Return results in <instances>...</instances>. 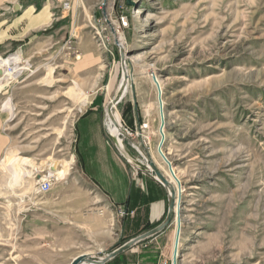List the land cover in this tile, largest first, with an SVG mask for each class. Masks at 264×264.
<instances>
[{"label": "rangeland", "instance_id": "374dc122", "mask_svg": "<svg viewBox=\"0 0 264 264\" xmlns=\"http://www.w3.org/2000/svg\"><path fill=\"white\" fill-rule=\"evenodd\" d=\"M104 2L91 12L80 4L78 54L63 49L68 35L22 49L17 43L0 44V59L19 57L30 65L0 94V136L8 139L0 159V264H71L80 254L103 258L149 232L128 230L124 221L132 216L117 211V243L116 221L102 246L75 224L56 225L63 229L60 241L51 232L38 238L35 233L42 220L51 224L57 202L38 193L34 175L40 178L44 165L60 162L65 169L51 192L89 190L80 179L75 129L87 103L101 96L109 105L122 82L120 47L110 24L125 46L129 76L126 96L113 109L115 118L124 133L126 112L132 114L129 120L139 112L155 118L151 128L147 118L138 134H126L125 148L143 160L140 148L170 179L158 152L155 76L166 119L163 152L180 176L182 192L178 215L158 238L106 264H173L178 221L177 264H264V0ZM121 16L129 23L125 29H118ZM8 99L12 107L5 108ZM12 155L31 159L37 170L30 168L32 175L24 180L12 178L17 171Z\"/></svg>", "mask_w": 264, "mask_h": 264}, {"label": "crops", "instance_id": "0c3cea01", "mask_svg": "<svg viewBox=\"0 0 264 264\" xmlns=\"http://www.w3.org/2000/svg\"><path fill=\"white\" fill-rule=\"evenodd\" d=\"M63 1L0 0V44L8 47L17 43L18 48L22 49L39 42V39L46 38L47 41H52L58 34L69 36L77 33L80 28L77 27L80 4L91 12L102 2V0H82L80 3L73 1L70 13L56 12L53 5L58 3L61 6ZM87 56H92L91 61L98 60L94 54H86L84 57L88 58ZM87 105H90L89 109L76 124L75 155L84 173L80 179L89 185V190L44 194H50L57 202L51 208L55 213L51 216V224L47 223L45 226V220H42L41 229L36 226L37 238L40 237L39 233L44 235L45 232H51L53 237L60 241L63 229L56 225L75 224L84 228L94 239V243L99 240L98 245L102 246L108 241L109 226L115 221L117 229L114 242L119 241V214L116 213L119 212V208L134 213L124 221L126 228L131 231L141 232L147 225L154 226L155 229L167 216L168 192L165 187L150 175L133 168L119 152L109 134L105 111L108 103L105 104L100 96L95 97ZM151 116L155 122L153 114L137 113L133 118L134 126L140 127L149 118L150 127ZM5 122L7 119L4 126ZM6 137L0 138V159L6 149L5 143L8 140ZM63 210H67L68 214L63 213Z\"/></svg>", "mask_w": 264, "mask_h": 264}, {"label": "water", "instance_id": "95a60500", "mask_svg": "<svg viewBox=\"0 0 264 264\" xmlns=\"http://www.w3.org/2000/svg\"><path fill=\"white\" fill-rule=\"evenodd\" d=\"M105 3H106V0L104 2V6H105ZM103 15L107 19V13H106L105 9L103 11ZM107 22H108V20H107ZM110 27H111V32L114 35L115 43L117 46L120 47V54H121L120 57H121L123 81L119 87L117 95L112 99V101L109 103V105L106 108V116L109 120H111L114 123V125L116 127L118 126V128L121 132L120 133L121 143L119 142L118 138H116L114 135H112L111 132H110V135L113 138L115 145L118 148V150L120 151V153L125 157V159L131 165L133 164L134 166L138 167L144 173L151 175L152 177H154V179L157 182H159L161 185H163L165 187V189L168 192V212H167V216H166L164 222L161 225H159L155 229L131 240L129 243L125 244L120 249L112 252L108 256L101 258V257H96L94 255L82 254V255H79L78 257H76L75 259H73L71 264H106V263H108L109 261H111V260L117 258L118 256L122 255L123 253L130 251L138 243H140L142 241H146L148 239L154 238L155 236L162 234L164 232V230L167 229L172 222V219L175 215L176 204H178V207L180 206L179 200H180V196H181V184L179 183L178 188L175 189V187L171 183L172 180L171 179L169 180L156 167V165L154 163L148 161L144 152L141 151L140 148H138V151H139L140 155L143 157V160H139V159L131 156L129 151L125 148L124 142L128 136L126 135V133L123 132L119 123H117V121L115 119V115L113 113V109L123 101V99L125 98L126 93L128 91V88H129V82H128L129 77L127 74L128 71H127V66H126L127 52H126L125 46L121 42H119V40L117 39V34H116V32H115V30L111 24H110ZM153 81H154V84L156 85V88H157V91L159 94L158 103H159V108H160V119H161V125L159 128V134H160L161 139H160V142L158 145V152L163 157L165 162L167 163L171 178H173L176 181V179H175L176 177H174V172H173V165L168 160V158L166 157V155L163 152V146H164L165 141H166V135L164 132V130H165V114H164V104H163V100H162V90H161V86L159 84L157 77L153 76ZM119 143L121 144L122 149L120 148ZM180 238H181V224H180V221H178L175 247H174V251H173V264H177V257H178L177 252H178Z\"/></svg>", "mask_w": 264, "mask_h": 264}, {"label": "bare ground", "instance_id": "6f19581e", "mask_svg": "<svg viewBox=\"0 0 264 264\" xmlns=\"http://www.w3.org/2000/svg\"><path fill=\"white\" fill-rule=\"evenodd\" d=\"M106 19V17H105ZM107 20V19H106ZM109 22V21H108ZM117 34V33H116ZM118 39L119 41L123 44L122 40L119 38L118 36ZM124 45V44H123ZM19 57L18 58H15V57H10L8 59H0V94L2 93V91L9 85L11 84L12 82H14L18 77L19 75L21 74V69L20 68H17L16 65H19ZM2 71H4L2 73ZM129 77V76H128ZM123 81V79H122ZM129 81V79H128ZM159 81V80H158ZM122 84V82H121ZM120 84V85H121ZM160 84V82H159ZM161 86V85H160ZM162 90V89H161ZM158 99H159V94H158ZM11 99H8L5 103H4V107H12V103L10 101ZM81 102H82V105L85 106L86 103H87V100L86 98H83V101L81 99ZM164 104V103H163ZM160 109V108H159ZM11 110V108H10ZM116 119V118H115ZM109 120V119H108ZM117 121V119H116ZM118 123V122H117ZM165 124H166V119H165ZM109 130L111 131L112 135H114L116 138L119 139V142L121 143V137H120V130L118 128V126L116 127L114 125V123L109 120ZM119 143V144H120ZM120 148L122 149V146L121 144L119 145ZM160 155V154H159ZM161 156V155H160ZM15 157H17V155H12L10 157V160L12 161V163L14 164L15 166V169L17 171H15L13 174H12V178L13 177H18L20 180H24L26 177H29L31 176V171H30V168H34V170H37L36 166L33 164L32 160L29 159V158H23V159H15ZM147 157V156H146ZM162 157V156H161ZM148 159V157H147ZM163 159V157H162ZM164 160V159H163ZM148 161L152 162L151 160L148 159ZM165 161V160H164ZM153 163V162H152ZM166 163V162H165ZM155 164V163H154ZM167 164V163H166ZM157 167V166H156ZM43 169H40L38 170L39 172H43V174L41 175L42 178L48 176V175H51V174H54L56 177L60 178L61 175H64L65 174V169L62 167L61 163L60 162H55L54 161L50 164H46L42 167ZM169 169V168H168ZM173 172H174V177H176V181L171 178L170 176V171H169V178L172 180L171 183L173 184V186L175 187V189L178 188V184L180 183L181 184V180H180V176L177 174V172L174 170L173 168ZM169 179V180H170ZM12 185L14 186L13 182H12ZM182 186V184H181ZM183 189V188H182ZM182 192V191H181ZM179 213V207H178V204H176V207H175V214L178 215ZM175 240H176V237H175ZM175 240H174V247H175ZM179 247H180V242H179ZM179 247H178V251H179ZM174 251V249H173ZM178 253V252H177ZM179 254V253H178ZM78 257V256H77ZM75 259V258H74Z\"/></svg>", "mask_w": 264, "mask_h": 264}, {"label": "built area", "instance_id": "2783aa9c", "mask_svg": "<svg viewBox=\"0 0 264 264\" xmlns=\"http://www.w3.org/2000/svg\"><path fill=\"white\" fill-rule=\"evenodd\" d=\"M73 1H76L77 3H80L82 0H64L61 3V8H62L63 14L70 13ZM103 22H105L104 19H103ZM117 23H118V29H125L129 25L127 18L124 17V16L118 17L117 18ZM112 26H113L114 30L119 33V30H117L115 25L112 24ZM76 42H77L76 33L70 34L68 36L66 42L63 45V49L65 51L69 52V54H71V53L72 54H78L79 52H78V50L76 48ZM19 62H20L19 63L20 68H23V70H22V72H21V74L19 76H22L24 74V72L27 70L26 67L30 66V65L27 62L25 63L26 65H24L21 61H19ZM8 86H10V84ZM142 127L143 126H140L139 129L137 131H134V132L130 131L127 128H124V131L126 132L127 135L132 136L134 134H138V131H140L142 129ZM108 128H109V126H108ZM34 178L37 180L36 181L37 182L36 183V187L38 188V193H40V194H47V193L51 192L53 190V188H54L55 180L59 179L54 174L48 175V176H46L44 178H42V176L39 178V176L37 177L36 175H34ZM119 212H121V216L122 217H128V216H133L134 215V213H130V212L124 210L123 208H120ZM164 264H168V263H164Z\"/></svg>", "mask_w": 264, "mask_h": 264}, {"label": "trees", "instance_id": "16d2710c", "mask_svg": "<svg viewBox=\"0 0 264 264\" xmlns=\"http://www.w3.org/2000/svg\"><path fill=\"white\" fill-rule=\"evenodd\" d=\"M129 115H132V114H130L129 112L127 113H124V120H125V123H126V125H127V129H129L130 131H132V132H134V129H135V126H134V121H133V119H131V120H129L128 119V116ZM128 119V120H127ZM154 228V226H150V225H147L142 231L143 232H145V231H149V230H151V229H153ZM121 256V255H120ZM119 256V257H120ZM118 257V258H119ZM116 260V259H115Z\"/></svg>", "mask_w": 264, "mask_h": 264}]
</instances>
